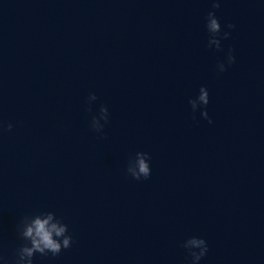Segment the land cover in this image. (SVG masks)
I'll use <instances>...</instances> for the list:
<instances>
[{"label":"water","instance_id":"95a60500","mask_svg":"<svg viewBox=\"0 0 264 264\" xmlns=\"http://www.w3.org/2000/svg\"><path fill=\"white\" fill-rule=\"evenodd\" d=\"M0 0V255L52 211L73 243L34 264H264V0ZM231 48L235 62L215 70ZM209 92V124L189 98ZM90 93L97 100L90 106ZM103 136L90 129L100 106ZM103 123V122H102ZM137 151L151 175L126 174Z\"/></svg>","mask_w":264,"mask_h":264},{"label":"clouds","instance_id":"9594fccd","mask_svg":"<svg viewBox=\"0 0 264 264\" xmlns=\"http://www.w3.org/2000/svg\"><path fill=\"white\" fill-rule=\"evenodd\" d=\"M219 7L220 0H211L213 10L209 11L205 17V29L208 34L206 47L217 52L222 51L221 42L230 38L231 30L235 27L232 23H226L223 28L221 27L220 20L215 14V9ZM234 62L235 57L232 49L229 48L224 59L217 61L215 70L218 73H223L226 71V66H231ZM96 100L97 96L94 93L88 95V110ZM188 104L193 114L199 110L200 117L212 124L213 121L207 111L209 92L205 86L199 87L198 94L189 98ZM108 119V109L101 105L98 114L91 117L90 129L103 136V128ZM12 128L11 123L5 126L3 122H0V132L11 131ZM150 159L148 152L137 151L127 161L126 174L137 181L148 179L151 175ZM16 233L21 243L14 250L11 261L0 255V264H34L33 258L35 256L46 257L51 254L55 257L62 250L71 247L73 243L68 225L52 211H40L22 217L17 225ZM181 247L187 254L188 264H200L208 253V244L203 237H188L182 242Z\"/></svg>","mask_w":264,"mask_h":264}]
</instances>
